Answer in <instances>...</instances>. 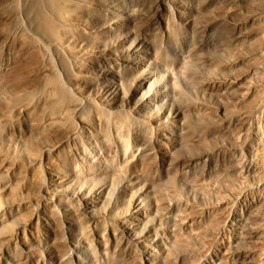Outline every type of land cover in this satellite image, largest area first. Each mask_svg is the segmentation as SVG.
Segmentation results:
<instances>
[{
	"label": "rangeland",
	"instance_id": "374dc122",
	"mask_svg": "<svg viewBox=\"0 0 264 264\" xmlns=\"http://www.w3.org/2000/svg\"><path fill=\"white\" fill-rule=\"evenodd\" d=\"M102 1L129 13L119 35L158 45L151 70L158 82L175 81L170 102L189 118L168 125L164 139L148 113L142 123L124 105L107 107L112 75L101 77L83 50L86 43L94 50L91 37L70 30L61 35L70 51L45 44L31 57L22 44L36 36V23L18 14L21 0L0 3V112L9 115L0 124V205L6 230L27 226L26 245L0 243V264H264V0H198V11L182 0L180 11H156L157 21L147 0ZM108 62L123 77L115 86L129 91L124 68ZM56 81L80 103L60 121L54 114L67 105L55 103ZM15 83L22 89L12 91ZM192 156L200 158L187 163ZM49 169L107 194L85 211L77 199L49 195ZM122 193L156 210L161 245L148 259L115 220L127 218V204L114 203Z\"/></svg>",
	"mask_w": 264,
	"mask_h": 264
},
{
	"label": "bare ground",
	"instance_id": "6f19581e",
	"mask_svg": "<svg viewBox=\"0 0 264 264\" xmlns=\"http://www.w3.org/2000/svg\"><path fill=\"white\" fill-rule=\"evenodd\" d=\"M9 1L11 2L13 0H0V3H7ZM147 1L146 2L150 3L151 7L153 6L152 8H154L155 10L153 13L154 15L152 14L150 15L151 21L158 20L159 17L157 18V14H156L158 12L156 11H158L162 7L168 8L169 6H171L172 9L176 11H180L184 7V3L182 2V0H147ZM197 1L198 0H194L193 2L195 3L194 7L196 11H198L196 5ZM104 3L102 0H21V5L20 7H17L19 8L17 12L18 14H22L24 15V17H27L30 21L33 20L36 23L37 26L33 28L32 34L36 35L35 36L36 39H39V41H36L35 37L29 35L30 37L28 36L27 39L25 38L26 40L24 39L25 41L22 45L23 47L25 46V48L23 50L27 52L26 54L29 53L30 54L29 56L34 57L36 56L35 54L38 49H42L46 47L45 44L47 45L49 44L48 46H51L56 50L68 52L70 51L69 48H67L68 45L66 40L68 39H64L61 35L69 32L70 30L72 31V30L81 29L85 37L87 38L91 37L90 38L91 42L96 44L93 47L94 50H91L90 49L92 48L91 45L87 43L83 44L82 48L84 51H86L87 54L90 55V57H92L96 61L93 62H95L96 67L99 69L101 77H106L107 74L112 75L109 81L110 84L109 85L107 84V86L105 87L107 96L109 97L108 99H106V101L104 100L105 105L107 107H113V106L116 107L119 105H124L125 107H128V111L130 112L134 120L142 123L145 122L144 121L145 113H148V116L152 118L151 121L154 122L153 127L156 131L155 133L158 134L157 136H161V138L163 137L164 139H169L166 135L169 129L168 125L172 126V128H176V127L179 128L177 125L181 123L180 122L179 124L177 123V118L181 116V118L184 117L186 119L187 117L189 118V116H188V112H185V110H183L180 107L179 103L177 104V102L175 101H174L175 103H171L172 101L170 102V100H175L174 98L175 88H176L175 81L170 78L167 81H163V83L158 82L156 75L151 70L150 59L153 53L156 54V50H157L156 47L158 45H152V43L151 45H149L150 42L149 41L147 42L145 38H141L139 40L133 41V39L130 38L128 33L124 35H119L118 34L119 28L126 27L130 21L129 13L127 12V10H124V8L118 9L116 8L117 6L115 7V5L113 4L111 5V3H109L110 5ZM89 18H91L94 21L95 24L94 28H92L91 24H89L88 22ZM215 20L217 21L218 19ZM215 23L218 24V22H214V24ZM208 25H209L208 23L205 24L206 27ZM96 30L99 31L101 35H94L95 34L94 31ZM167 33H166L167 36H169L170 33L169 32ZM107 35H112V36L114 35L118 37L117 39H113V40L110 38L111 39L110 40L107 39ZM114 40L116 41L115 44H114ZM37 52H39V50ZM26 57L27 56H25V58ZM29 59H27V61H29ZM223 59L228 64H230L234 62L235 57L233 55H226L223 56ZM110 60L114 61L115 64L116 63L120 64L124 68V71L126 72L125 75L127 76V79L128 78L131 79V86L129 91L123 92L122 90L120 91L116 87L117 84L119 85L122 82L123 77H121V75L119 74L113 73L114 71L111 70L113 68L111 67L110 69L106 68L105 64H108L109 63L108 61ZM54 78L57 79L56 77ZM16 84L17 83H15V86H13L14 89H11L12 91L22 89V85L20 84L16 85ZM2 85L0 84L1 86L0 89L1 91L2 90L5 91L4 88L6 87L4 85L3 87ZM53 86H54L53 94L52 93L51 94L56 96L55 100L57 102L55 103L60 102L63 104L66 103L67 105L63 109L59 110L56 115L54 114V116H57V118L56 117L53 118L57 120L64 119V117H66L67 115L66 111L68 110V107L77 109L80 103L77 100H73L71 97L70 98L72 100H68L70 98H67L69 97L67 96L68 95L67 90L64 89L63 88L64 86L60 85L59 82L55 83ZM4 93L3 94L1 93V95H3L2 97L0 96V107L2 104H4L3 102L5 101ZM29 105L30 103L27 102V104H23L22 106L17 107L16 111H18V113L20 114L25 113L28 110V108L30 109L31 105L30 106ZM5 107H7V105ZM6 113H7L6 111L4 112L1 110L0 124H2L1 121H4L5 123V120H8L6 119L8 114L6 115ZM175 122L177 125L175 124ZM194 126H196V124L194 125V123L192 124V126L191 125L189 126V131L191 130L190 132H193L192 130H194L193 129ZM163 144H164L163 141L159 143L160 152L163 155H166L167 149ZM193 156L192 158H189L187 160L188 161L187 163H191L192 161L199 159L200 158L199 156L201 155L195 157ZM3 158L5 157H2L0 159V167H1V163L3 164ZM48 174L50 176V184L52 185V189H51L52 192H49V195L52 196L68 195L74 199L79 200V203L81 202L80 204L85 209V211L86 210L88 211L92 205L95 206L96 202L102 201L103 194H107V189L105 188V186L103 187L99 186L95 191H90L88 189L83 190L78 188L77 186H73V179L70 178L69 175L65 174V172L63 173L60 172L59 170L56 171L49 169ZM6 188L7 185L5 186V190ZM8 190L10 192L11 190L10 188L6 190L7 194L9 195L10 193L8 192ZM11 195H13V190ZM114 198L116 199L114 202L115 204L117 202H125L127 204L126 206L128 207L127 209L128 212L126 213L127 215L126 219L123 218L122 216H119L118 218L116 217L115 219L117 223L120 225L121 231H124L126 234H128V236L131 237V239L134 241L135 244L143 248L142 252L146 255L147 259L153 256L154 255L153 251H155L153 248L156 245L159 244L161 245V238L160 235H158V233H162L160 227L157 226L158 216L156 217L157 215V213H155L156 210L152 208L150 209L149 207L144 205V203H142L140 200H137L135 197L129 196L127 194L122 193ZM2 209H3L2 205H0V243L9 246L13 244L15 240H18L17 242H19L20 244L26 245L27 226L25 225V223L19 222L17 225H15V227L11 229H8L9 227H7L6 230V223L2 216V211H3ZM115 209H117L116 206H114L111 209V211L115 212L114 211ZM161 247H162V252L160 253L163 254L165 250L163 246Z\"/></svg>",
	"mask_w": 264,
	"mask_h": 264
}]
</instances>
